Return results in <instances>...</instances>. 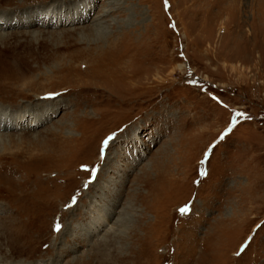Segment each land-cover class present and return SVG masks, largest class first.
Listing matches in <instances>:
<instances>
[{"label":"rangeland","instance_id":"374dc122","mask_svg":"<svg viewBox=\"0 0 264 264\" xmlns=\"http://www.w3.org/2000/svg\"><path fill=\"white\" fill-rule=\"evenodd\" d=\"M58 1L0 0V264H264V0Z\"/></svg>","mask_w":264,"mask_h":264},{"label":"bare ground","instance_id":"6f19581e","mask_svg":"<svg viewBox=\"0 0 264 264\" xmlns=\"http://www.w3.org/2000/svg\"><path fill=\"white\" fill-rule=\"evenodd\" d=\"M41 1V0H40ZM15 3V1H12V2H10V3ZM21 2H23V0H21ZM21 2H19V3H21ZM64 3V2H66L65 0H59L58 1V3ZM16 4V3H15ZM9 5V4H8ZM10 6V5H9ZM11 6H13V4L11 5ZM50 11V14H51V11L52 10H50V7H47L45 10H43L42 11V13H40V15H38V18H37V20H35L34 22H30L29 23V25H31V24H37V25H40L41 27H43V28H45V27H48L49 25L51 26L52 24H50L49 23V18H50V14L49 15H47V16H44V14L45 13H47V12H49ZM53 13H55L56 14V16L61 20V17L63 16V15H60V14H57L58 12H56V11H53ZM99 15V14H98ZM99 16H97V18H98ZM1 18V17H0ZM77 19L79 18V16H77L76 17ZM100 18V17H99ZM0 23H4V22H0ZM2 27H4V26H0V28H2ZM44 31H39L38 32V35L41 33H43ZM47 33H49L48 31H46ZM11 36H14L13 34L11 35ZM2 38H7V35L6 36H4V34H0V39H2ZM11 64V63H10ZM88 65H91V64H88ZM93 68V67H92ZM85 71H86V68H85ZM80 73V72H79ZM88 73V72H87ZM85 74V73H84ZM90 76V75H89ZM91 77V76H90ZM5 87H7V86H5ZM5 87L3 86V88H4V91H5ZM10 91V90H9ZM54 95V94H53ZM44 97V96H43ZM2 99V98H1ZM39 98L38 97H36L34 100H33V102L35 101V104H36V106H38V107H45L46 105H44V103L42 102V99L41 100H38ZM3 101V100H2ZM32 105V104H31ZM11 113L10 112H8L6 109H1L0 110V130L1 129H6V128H8L9 126L8 125H12L13 124V121L11 120V118L12 117H9V119L8 120H6L5 118H7L9 115H10ZM8 126V127H7ZM49 130V129H48ZM54 134V133H53ZM52 134V135H53ZM95 142V141H94ZM97 142V141H96ZM102 166V165H101ZM146 179V178H145ZM54 181V180H53ZM139 185H141V184H139ZM138 185V186H139ZM90 188V187H89ZM135 190V189H134ZM143 197V196H142ZM146 198V197H145ZM151 198V197H150ZM143 200V199H142ZM112 206V205H111ZM112 207H108V211L107 212H104V214H102V217L100 218L103 222H105V219L107 220V218L108 217H110L111 216V213L113 212V210L111 209ZM143 213H144V211H143ZM142 213V214H143ZM105 215H107V217L106 218H104V216ZM142 219V216H140V218L138 219V221L139 220H141ZM117 221H119V220H117ZM117 224H118V222H115L114 223V226H112L111 228H112V230H110V233L113 231V233H115L117 230H118V226H117ZM150 224V223H149ZM135 228V229H134ZM133 229H132V231H133V233H132V236H131V239L135 242L137 239H138V236H137V228H138V225H135V227H134ZM147 231V230H146ZM6 240V239H5ZM1 242V241H0ZM26 242V241H25ZM24 242V243H25ZM134 242H133V244H134ZM13 244V243H12ZM0 245H1V243H0ZM15 245V244H14ZM20 245V244H19ZM14 251V250H13ZM17 251H18V248H17ZM21 251H23V250H21ZM30 251V250H29ZM139 251V250H138ZM17 253V252H16ZM18 253H19V251H18ZM20 254V253H19ZM20 255H22V254H20ZM112 256V255H111Z\"/></svg>","mask_w":264,"mask_h":264},{"label":"snow or ice","instance_id":"6c2138e0","mask_svg":"<svg viewBox=\"0 0 264 264\" xmlns=\"http://www.w3.org/2000/svg\"><path fill=\"white\" fill-rule=\"evenodd\" d=\"M182 211H186V209H182Z\"/></svg>","mask_w":264,"mask_h":264}]
</instances>
